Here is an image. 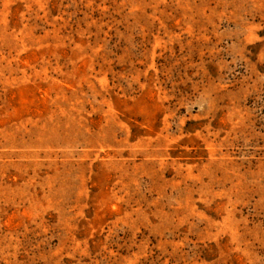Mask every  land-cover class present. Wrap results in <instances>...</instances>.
Listing matches in <instances>:
<instances>
[{"label": "rangeland", "instance_id": "374dc122", "mask_svg": "<svg viewBox=\"0 0 264 264\" xmlns=\"http://www.w3.org/2000/svg\"><path fill=\"white\" fill-rule=\"evenodd\" d=\"M0 264H264V0H0Z\"/></svg>", "mask_w": 264, "mask_h": 264}]
</instances>
